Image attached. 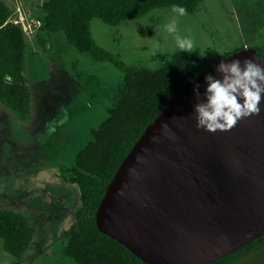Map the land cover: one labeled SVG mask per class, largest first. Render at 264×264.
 <instances>
[{
  "label": "water",
  "instance_id": "95a60500",
  "mask_svg": "<svg viewBox=\"0 0 264 264\" xmlns=\"http://www.w3.org/2000/svg\"><path fill=\"white\" fill-rule=\"evenodd\" d=\"M97 229L148 264H207L264 233V60L230 53L186 82L106 184Z\"/></svg>",
  "mask_w": 264,
  "mask_h": 264
},
{
  "label": "rangeland",
  "instance_id": "374dc122",
  "mask_svg": "<svg viewBox=\"0 0 264 264\" xmlns=\"http://www.w3.org/2000/svg\"><path fill=\"white\" fill-rule=\"evenodd\" d=\"M1 1L12 10L15 2L34 9L47 0ZM89 30L112 60H93L62 32L47 38L44 31L25 60L31 120L23 123L0 105V209L22 213L34 229L20 259L4 253L0 240V264H75L62 253L60 235L72 221L78 190L60 170L106 118L121 77L116 63L155 68L158 55L177 50L214 62L253 48L264 58V0H203L190 14L156 8L116 25L92 18ZM228 264H264V242Z\"/></svg>",
  "mask_w": 264,
  "mask_h": 264
},
{
  "label": "trees",
  "instance_id": "16d2710c",
  "mask_svg": "<svg viewBox=\"0 0 264 264\" xmlns=\"http://www.w3.org/2000/svg\"><path fill=\"white\" fill-rule=\"evenodd\" d=\"M202 1L47 0L40 9L47 38L62 32L75 50L99 61L112 60V57L94 43L89 30L92 18L116 25L126 19L142 17L156 8H172L190 14ZM10 13L0 0V105L26 123L31 120L32 96L25 60L31 46L37 48L41 44L42 32L38 31L31 41L26 40L17 26L4 25ZM157 58L159 65L155 68L116 63L121 77L114 87L113 102L107 108L106 118L91 131V137L75 153L69 167L60 170V178L78 190V206L69 226L60 235L62 253L75 264H148L100 232L95 212L106 184L144 128L186 82L213 63L185 50ZM33 235L34 229L22 213L0 209V240L4 253L20 259L30 247ZM261 242H264V233L207 264H228L232 256Z\"/></svg>",
  "mask_w": 264,
  "mask_h": 264
},
{
  "label": "built area",
  "instance_id": "2783aa9c",
  "mask_svg": "<svg viewBox=\"0 0 264 264\" xmlns=\"http://www.w3.org/2000/svg\"><path fill=\"white\" fill-rule=\"evenodd\" d=\"M5 24L17 26L22 31L24 38L28 41H31L38 31L40 33L44 32L40 7L31 9L24 7L19 2H15L11 13L4 22Z\"/></svg>",
  "mask_w": 264,
  "mask_h": 264
},
{
  "label": "crops",
  "instance_id": "0c3cea01",
  "mask_svg": "<svg viewBox=\"0 0 264 264\" xmlns=\"http://www.w3.org/2000/svg\"><path fill=\"white\" fill-rule=\"evenodd\" d=\"M34 48V47H33Z\"/></svg>",
  "mask_w": 264,
  "mask_h": 264
}]
</instances>
